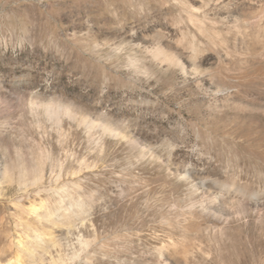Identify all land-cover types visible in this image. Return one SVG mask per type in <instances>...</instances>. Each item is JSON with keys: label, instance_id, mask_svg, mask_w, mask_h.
I'll return each instance as SVG.
<instances>
[{"label": "rangeland", "instance_id": "obj_1", "mask_svg": "<svg viewBox=\"0 0 264 264\" xmlns=\"http://www.w3.org/2000/svg\"><path fill=\"white\" fill-rule=\"evenodd\" d=\"M0 180V264H264V0H0Z\"/></svg>", "mask_w": 264, "mask_h": 264}, {"label": "bare ground", "instance_id": "obj_2", "mask_svg": "<svg viewBox=\"0 0 264 264\" xmlns=\"http://www.w3.org/2000/svg\"><path fill=\"white\" fill-rule=\"evenodd\" d=\"M157 60L163 61V62H167L168 64H172V65H177V66H181V61L180 59L177 57V55H173L170 54L164 50H159L156 55H155ZM46 113L48 114L49 118L51 120H53L56 123H59L61 121V118L63 116H69L72 118L76 117V114L74 113V111L67 106H57V107H51L49 105L44 107ZM84 124L89 125L91 124L88 120H83ZM112 131H116L115 129H112ZM117 133V132H116ZM119 133V132H118ZM120 134V133H119ZM42 176L38 177V179H41ZM37 179V180H38ZM0 185H1V180H0ZM203 210V209H202ZM162 250L167 251L168 253L172 254V255H183L185 252H187L186 250H188L187 248H183L182 245L179 244H169V245H164L162 248Z\"/></svg>", "mask_w": 264, "mask_h": 264}]
</instances>
